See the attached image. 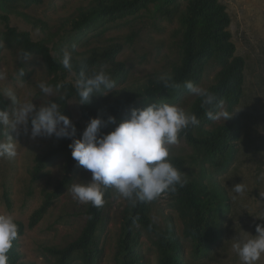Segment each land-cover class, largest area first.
Returning <instances> with one entry per match:
<instances>
[{"label":"rangeland","instance_id":"obj_1","mask_svg":"<svg viewBox=\"0 0 264 264\" xmlns=\"http://www.w3.org/2000/svg\"><path fill=\"white\" fill-rule=\"evenodd\" d=\"M90 2L91 0H43L39 4H27L23 0H0V15L6 14L8 25L27 31L32 40H43L55 56L63 54L65 50L72 53V48L75 53H80L95 46H105L112 41L121 43L116 60L123 62L128 69L126 83L153 73L163 74L171 68L172 63L179 60V22L152 16L153 5L104 27L87 30L77 39L76 30L70 25H63V22L75 16L80 8L88 6ZM219 2L225 6L230 17L229 31L235 45V54L244 59L242 96L232 110L233 116H237L241 124L237 152L227 169L212 172L207 167L228 196L229 208L221 217V235L205 255L195 257L190 241L182 233L183 224L178 215L181 200L164 194L149 202L150 218L158 228H164L168 224L175 227L184 244L188 264H241L232 249V238L241 234L255 235V226L264 224V197L259 196L260 191L264 192V0ZM13 12L25 13L36 23H28ZM5 30V23L0 20V72L6 74V78L0 80V92L11 89L21 102L33 100L37 106L48 103L61 91L60 76L48 71L40 56L31 55L32 59L22 61L18 46L5 39ZM131 35L132 40H128ZM20 68H24L23 77L17 75ZM219 68L216 62L209 61L198 85L206 88L212 84ZM66 80L75 84L77 79L73 72H68ZM40 82L49 84L52 93H42ZM124 84H118L115 89H120ZM111 94L113 92L108 95ZM0 95L8 101V108L14 107L10 98ZM194 98L190 92H186L174 104L189 110ZM67 106L71 120L79 122L84 130L89 120L81 117L78 101L70 98ZM228 122L229 119H221L213 121L211 126ZM30 129L31 125L29 134L19 137H15L13 133L17 140L16 158H0V213L11 214L25 224L41 204L44 193L52 190L63 175V158H60L46 166L37 179H32L35 158L58 138L53 135L32 139ZM171 153V156L186 158V178L198 176L199 156L185 140L181 139L178 145L172 146ZM90 179L91 173L80 167L70 185L53 200L42 219L34 227L25 229L19 239V250L24 260L34 264H51L53 257L44 251V247L64 246L79 235L86 219V204L75 200L67 189L74 183H86ZM241 182L246 185V191L231 199V186ZM130 205L127 199L112 188L97 231L102 247L98 264H117L118 240ZM135 230L139 231V248L146 264H156L157 254L151 242L152 234L147 233L139 224L135 225ZM75 264L80 263L76 260ZM257 264H264V255Z\"/></svg>","mask_w":264,"mask_h":264},{"label":"trees","instance_id":"obj_2","mask_svg":"<svg viewBox=\"0 0 264 264\" xmlns=\"http://www.w3.org/2000/svg\"><path fill=\"white\" fill-rule=\"evenodd\" d=\"M27 4H39L43 0H23ZM148 5H153L152 16L168 21L179 22L178 31L180 58L172 63L171 68L163 74L153 73L140 80L127 82L128 69L124 63L116 60L122 44L110 42L105 46H95L80 53L72 48V63L75 78H79L81 61L83 70L91 73L100 69L108 72L116 84H124L120 89H114L111 95L94 96L90 103L79 104L81 117L90 120L97 115L107 120L108 115L116 117L117 122L126 119L132 108L145 107L151 102L177 103L188 92L183 88L185 81L199 84L205 66L209 61L216 62L219 70L215 81L206 87L218 99L224 101L225 109L232 114L242 96L244 59L235 54V45L229 31L230 17L226 8L219 0H91L90 4L80 8L77 14L64 20L63 25H70L76 30L75 37L87 30L104 27L108 23L134 15ZM5 7V6H4ZM9 11V10H8ZM23 17L28 23L35 24L32 17L13 12ZM5 23L4 37L21 50L31 55L40 56L48 71L59 75L61 91L52 100L60 104L64 114L69 116L67 102L70 98L77 101L76 89L71 81L66 80L67 73L63 68V54L55 56L43 40H32L27 31L17 30L8 25V16L0 15ZM131 35L128 40H132ZM102 65H106L103 68ZM170 75L179 88H165L160 77ZM8 106V101L0 95V108ZM188 111L197 115L200 124L190 127L181 134L180 140H185L198 154L199 166L196 178L188 177L184 187H178L176 193H167L181 200L178 215L182 220V233L190 241L193 256L205 255L221 235V217L228 211V196L223 186L213 178L212 172H220L232 163L238 149L241 124L237 116H231L228 123L211 126L213 121L205 115L201 100L195 97ZM77 128V138L82 136L83 128L79 122L72 120ZM115 125L109 124L103 132L112 130ZM2 136H0V139ZM70 139H57L47 150L37 156L32 168V179H37L42 170L63 158V175L53 189L44 193L41 204L30 215L27 224L17 220L19 226L18 238L8 253V264H34L22 258L19 250V239L25 229L34 227L47 212L53 200L63 189L70 185L74 174L80 165L72 158ZM172 163L182 173L186 170L184 156H171ZM212 172H208V169ZM112 188L106 190L104 199L111 196ZM106 205V203H105ZM105 205L101 208L86 204L85 223L79 235L64 246L48 245L44 251L53 257L51 264H98L102 247L97 235ZM149 203L138 202L128 208L117 247V264H146L144 255L139 248V224L147 233L152 234V244L156 249V264H188L185 259L184 244L172 224L158 228L149 215Z\"/></svg>","mask_w":264,"mask_h":264},{"label":"clouds","instance_id":"obj_3","mask_svg":"<svg viewBox=\"0 0 264 264\" xmlns=\"http://www.w3.org/2000/svg\"><path fill=\"white\" fill-rule=\"evenodd\" d=\"M19 55L22 61L32 59L26 50H21ZM72 60L71 51L65 50L61 63L70 72ZM80 63L81 71L74 85L79 104L90 103L97 95L106 96L117 87L116 81L105 70L89 73L83 70L84 61ZM17 75L23 77L24 68H20ZM5 78L6 74L0 72V80ZM160 79L165 88L180 87L170 75H162ZM39 88L46 95L52 93V87L46 82H40ZM183 88L200 98L209 120L226 121L233 115L225 109L224 101L207 88L190 80L183 83ZM0 94L10 98L14 105L11 109L0 108V136L5 138L0 139V158L12 160L17 157V140L13 133L15 137L29 134V125L32 139L53 135L58 139H70L72 158L91 173V179L86 183H74L67 189L81 204L101 208L106 203V190L114 188L135 206L138 202H152L167 193L174 194L178 187L187 183L185 174L172 163L171 149L180 143L181 134L198 126L200 120L195 113L178 104L147 103L145 107L132 108L130 115L119 122L113 115H108L107 120L97 115L90 118L82 136L77 138L76 125L55 100L37 106L33 100L19 101L11 89ZM109 124L115 126L103 132ZM231 188V199L246 191L243 182ZM259 196L264 197V192L260 191ZM18 229L13 215L0 213V264H8V253L18 238ZM232 241V249L241 264H257L264 255V224L255 226V235H237Z\"/></svg>","mask_w":264,"mask_h":264}]
</instances>
